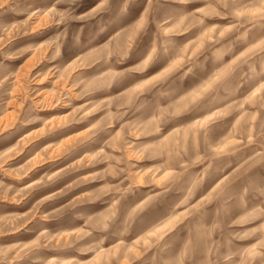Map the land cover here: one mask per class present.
<instances>
[{
  "label": "rangeland",
  "instance_id": "rangeland-1",
  "mask_svg": "<svg viewBox=\"0 0 264 264\" xmlns=\"http://www.w3.org/2000/svg\"><path fill=\"white\" fill-rule=\"evenodd\" d=\"M0 264H264V0H0Z\"/></svg>",
  "mask_w": 264,
  "mask_h": 264
},
{
  "label": "bare ground",
  "instance_id": "bare-ground-1",
  "mask_svg": "<svg viewBox=\"0 0 264 264\" xmlns=\"http://www.w3.org/2000/svg\"><path fill=\"white\" fill-rule=\"evenodd\" d=\"M75 262H78V261H75Z\"/></svg>",
  "mask_w": 264,
  "mask_h": 264
}]
</instances>
